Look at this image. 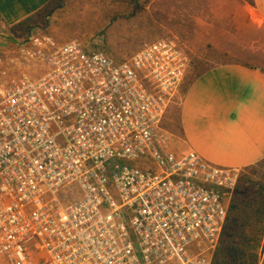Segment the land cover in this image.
<instances>
[{
	"label": "built area",
	"instance_id": "built-area-1",
	"mask_svg": "<svg viewBox=\"0 0 264 264\" xmlns=\"http://www.w3.org/2000/svg\"><path fill=\"white\" fill-rule=\"evenodd\" d=\"M19 46L45 69L6 80L0 56V264H211L240 169L174 150L162 126L187 50Z\"/></svg>",
	"mask_w": 264,
	"mask_h": 264
},
{
	"label": "rangeland",
	"instance_id": "rangeland-1",
	"mask_svg": "<svg viewBox=\"0 0 264 264\" xmlns=\"http://www.w3.org/2000/svg\"><path fill=\"white\" fill-rule=\"evenodd\" d=\"M249 19L241 0H64L46 25L34 27L21 40L51 38L61 45L79 38L87 49H101L122 60L157 39L174 38L187 50L189 64L162 126L171 133L174 150L181 151L185 144L179 132L178 105L185 85L203 69L220 63L239 62L262 69L254 57L264 55V26ZM20 41L4 40L0 50L2 67L8 69L6 80L20 71L37 75L45 69L38 60L23 59ZM241 173L264 183V163L253 170L240 169Z\"/></svg>",
	"mask_w": 264,
	"mask_h": 264
},
{
	"label": "crops",
	"instance_id": "crops-1",
	"mask_svg": "<svg viewBox=\"0 0 264 264\" xmlns=\"http://www.w3.org/2000/svg\"><path fill=\"white\" fill-rule=\"evenodd\" d=\"M48 1L0 0V26L10 30ZM241 1L250 23L264 26V0ZM4 40L15 42L1 36L0 50ZM178 106L181 151L192 149L208 162L239 169L264 159V73L257 66L207 67L185 85Z\"/></svg>",
	"mask_w": 264,
	"mask_h": 264
},
{
	"label": "trees",
	"instance_id": "trees-1",
	"mask_svg": "<svg viewBox=\"0 0 264 264\" xmlns=\"http://www.w3.org/2000/svg\"><path fill=\"white\" fill-rule=\"evenodd\" d=\"M63 2L64 0H49L38 11L18 22L10 30L0 26V37H11L15 42L20 41L34 27L46 25L47 18L59 10ZM254 59L261 63L263 66L261 71L264 73V55L260 54L259 58ZM263 163L264 159L242 169L253 170ZM263 240L264 183L253 181L247 173H241L230 199L225 224L211 264H264Z\"/></svg>",
	"mask_w": 264,
	"mask_h": 264
}]
</instances>
